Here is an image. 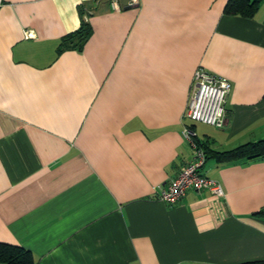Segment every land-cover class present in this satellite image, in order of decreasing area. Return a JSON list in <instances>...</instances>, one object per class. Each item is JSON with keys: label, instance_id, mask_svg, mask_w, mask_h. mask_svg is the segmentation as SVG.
Returning <instances> with one entry per match:
<instances>
[{"label": "crops", "instance_id": "obj_1", "mask_svg": "<svg viewBox=\"0 0 264 264\" xmlns=\"http://www.w3.org/2000/svg\"><path fill=\"white\" fill-rule=\"evenodd\" d=\"M229 1L0 0V244L34 264L264 261V159L205 160L223 198L158 199L192 161L184 126L218 153L264 140V0ZM82 11L90 37L60 51ZM198 68L230 83L221 129L184 118Z\"/></svg>", "mask_w": 264, "mask_h": 264}, {"label": "built area", "instance_id": "obj_2", "mask_svg": "<svg viewBox=\"0 0 264 264\" xmlns=\"http://www.w3.org/2000/svg\"><path fill=\"white\" fill-rule=\"evenodd\" d=\"M113 10H119V0H109ZM137 0H129L133 6ZM32 34L27 33L30 37ZM230 91V83L198 68L193 75L192 90L184 118L190 122L221 129L225 122V102ZM184 138L193 148L192 161L182 166L177 176L164 188L161 187L158 199L169 206L178 203L188 191L208 190L215 198H223L221 185L199 172L205 162L203 150L193 143L194 133L186 126L183 127Z\"/></svg>", "mask_w": 264, "mask_h": 264}, {"label": "trees", "instance_id": "obj_3", "mask_svg": "<svg viewBox=\"0 0 264 264\" xmlns=\"http://www.w3.org/2000/svg\"><path fill=\"white\" fill-rule=\"evenodd\" d=\"M257 6V2L248 4V0H230L226 6V13L250 16ZM85 12H81V23L78 29L70 35H67L60 45V51L66 49L81 50L87 39L92 33L90 24L84 19ZM193 123V122H192ZM192 130V127L189 126ZM193 143L200 148L203 146L193 138ZM204 152L205 160L209 158L226 164H233L240 161H251L264 159V140L254 143L241 145L231 151L218 153L207 148H201ZM0 263L1 264H34L30 252L13 245L0 244ZM242 264H264V261H252Z\"/></svg>", "mask_w": 264, "mask_h": 264}, {"label": "water", "instance_id": "obj_4", "mask_svg": "<svg viewBox=\"0 0 264 264\" xmlns=\"http://www.w3.org/2000/svg\"><path fill=\"white\" fill-rule=\"evenodd\" d=\"M128 3H129V0H120V4L122 5V6H124L125 7V9H127L128 8Z\"/></svg>", "mask_w": 264, "mask_h": 264}]
</instances>
